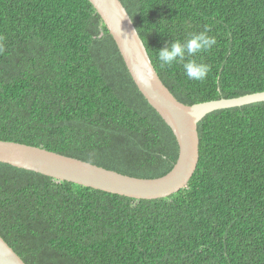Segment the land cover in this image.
<instances>
[{"label":"trees","instance_id":"1","mask_svg":"<svg viewBox=\"0 0 264 264\" xmlns=\"http://www.w3.org/2000/svg\"><path fill=\"white\" fill-rule=\"evenodd\" d=\"M163 83L188 105L264 91V0H120ZM207 25L211 71L157 50ZM187 186L136 200L0 162V236L26 264H264V101L198 123ZM0 140L155 178L176 161L88 0H0Z\"/></svg>","mask_w":264,"mask_h":264},{"label":"water","instance_id":"2","mask_svg":"<svg viewBox=\"0 0 264 264\" xmlns=\"http://www.w3.org/2000/svg\"><path fill=\"white\" fill-rule=\"evenodd\" d=\"M114 39L130 75L147 102L170 127L178 145L173 167L155 178L135 177L47 150L0 140V162L136 200L172 195L187 186L199 160V121L209 112L264 101V91L188 105L159 77L133 21L120 0H88ZM0 264H26L0 236Z\"/></svg>","mask_w":264,"mask_h":264},{"label":"clouds","instance_id":"3","mask_svg":"<svg viewBox=\"0 0 264 264\" xmlns=\"http://www.w3.org/2000/svg\"><path fill=\"white\" fill-rule=\"evenodd\" d=\"M209 31L210 29L205 25L202 31L191 33L184 41L175 39L166 42L156 51L160 68L164 69L178 63L182 65L187 79L204 81L211 71V65L198 56L200 53L209 52L217 43L216 37L209 35Z\"/></svg>","mask_w":264,"mask_h":264}]
</instances>
